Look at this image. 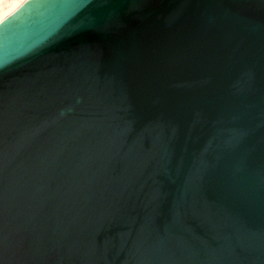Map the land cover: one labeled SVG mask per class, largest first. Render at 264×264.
I'll list each match as a JSON object with an SVG mask.
<instances>
[{"label":"water","instance_id":"obj_1","mask_svg":"<svg viewBox=\"0 0 264 264\" xmlns=\"http://www.w3.org/2000/svg\"><path fill=\"white\" fill-rule=\"evenodd\" d=\"M0 264H264V0L5 17Z\"/></svg>","mask_w":264,"mask_h":264},{"label":"bare ground","instance_id":"obj_2","mask_svg":"<svg viewBox=\"0 0 264 264\" xmlns=\"http://www.w3.org/2000/svg\"><path fill=\"white\" fill-rule=\"evenodd\" d=\"M25 0H0V22Z\"/></svg>","mask_w":264,"mask_h":264},{"label":"rangeland","instance_id":"obj_3","mask_svg":"<svg viewBox=\"0 0 264 264\" xmlns=\"http://www.w3.org/2000/svg\"><path fill=\"white\" fill-rule=\"evenodd\" d=\"M11 14V13H10ZM8 16V15H7Z\"/></svg>","mask_w":264,"mask_h":264}]
</instances>
